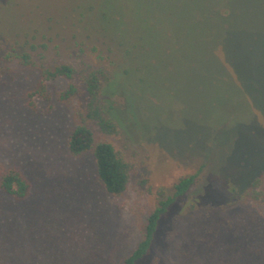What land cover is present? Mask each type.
Masks as SVG:
<instances>
[{
	"label": "rangeland",
	"instance_id": "1",
	"mask_svg": "<svg viewBox=\"0 0 264 264\" xmlns=\"http://www.w3.org/2000/svg\"><path fill=\"white\" fill-rule=\"evenodd\" d=\"M59 2L0 4V30L10 26L20 34L29 32L35 36L31 43H46L50 55L95 59L91 44L82 52L72 27L58 20L64 11L74 17L76 3ZM25 36L21 44H31ZM14 39L0 37V57ZM159 64L147 68L141 86L134 87L136 96L148 101L142 118L133 113L144 128L129 118L125 97L116 96L124 125L110 140L134 163L128 188L119 196L104 189L91 153H70L68 140L77 125L75 101L54 97L51 105L36 98L30 106L27 94L39 73L14 63L11 73L3 75L0 180L17 168L32 187L23 200L0 188V264H123L144 235L157 188L189 173H198L195 184L164 215L153 246L139 264H264V202L246 196L251 180L264 173V133L250 129L229 138L219 129L205 130L212 117L214 125L220 123V117L209 113L213 109L231 120L246 119L250 111H232L227 102L217 106L209 91L196 85L191 94L186 69L165 70ZM176 74L181 80L174 79ZM69 83L58 78L48 86L56 93ZM206 208L209 226L202 229L199 220Z\"/></svg>",
	"mask_w": 264,
	"mask_h": 264
},
{
	"label": "trees",
	"instance_id": "2",
	"mask_svg": "<svg viewBox=\"0 0 264 264\" xmlns=\"http://www.w3.org/2000/svg\"><path fill=\"white\" fill-rule=\"evenodd\" d=\"M70 1L76 3V15L69 17L64 11L65 17L58 20L65 28L72 27L82 52L90 43L96 58L80 55L72 61L50 55L46 43H31L33 34H20L9 26L0 30V37L7 41L15 36L0 57V81L17 63L39 73L38 82L27 94L30 106L36 105V98L51 105L54 97L66 103L75 101L77 125L69 136L70 153L77 157L92 154L98 179L109 194H123L134 170V163L110 140L124 125L116 96L125 97L129 118L144 128L133 113L142 118L148 101L136 96L134 87L141 86L147 68L159 63L165 70L186 69L191 94L204 89L217 106L227 102L231 110L245 107L250 111L246 119L231 120L222 111L217 113L221 116L215 115L213 109L209 113L220 117V123L214 125L212 117L205 122V130L219 129L229 138L250 129L258 135L264 133V0H58L60 6ZM51 19H55L53 14ZM24 36L31 44H21ZM58 78L70 83L53 93L48 82ZM181 78V74L174 76L175 80ZM133 96L137 97L136 108ZM197 175L185 174L171 186L157 188L144 235L123 264H139L147 255L164 215L189 192ZM250 184L247 198L264 202V173ZM31 187L17 168L9 169L0 180V188L17 200L25 199ZM209 212L206 208L201 214L202 229L209 226Z\"/></svg>",
	"mask_w": 264,
	"mask_h": 264
}]
</instances>
